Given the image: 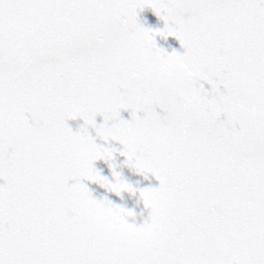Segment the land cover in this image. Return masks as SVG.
<instances>
[{"label": "snow or ice", "instance_id": "obj_1", "mask_svg": "<svg viewBox=\"0 0 264 264\" xmlns=\"http://www.w3.org/2000/svg\"><path fill=\"white\" fill-rule=\"evenodd\" d=\"M0 264H264V0H0Z\"/></svg>", "mask_w": 264, "mask_h": 264}, {"label": "water", "instance_id": "obj_2", "mask_svg": "<svg viewBox=\"0 0 264 264\" xmlns=\"http://www.w3.org/2000/svg\"><path fill=\"white\" fill-rule=\"evenodd\" d=\"M139 19L141 23L147 22L145 26L152 27V28H162L164 25L163 20L158 18L154 12L150 8H145L143 11L139 13ZM157 45L160 47L165 48V50L171 52L173 48L178 51H183L181 48L179 41L176 40L174 37H168L167 39L160 38L159 36L156 37ZM205 87H210L209 85L205 84ZM122 116L125 119L130 118L129 111H122ZM102 117H97V122H101ZM70 127L75 131L78 129L79 125L83 124V120L76 119V120H69L67 122ZM94 134V133H93ZM97 143H102V141L97 138ZM110 146L115 147L117 149H122V145L119 142L112 141L110 142ZM116 163L120 165L118 167V171H121L123 175L128 179V181L132 182L137 187H145V186H156L158 182L152 178L151 176L149 179H145L142 175L136 174L132 169H130L127 165L124 164L125 157L120 156L119 152L116 154ZM95 167L102 170V174L111 177V170L108 168V165L105 161L100 160L95 162ZM137 182H139L137 184ZM87 186L93 191V195L96 198H102L104 196H108L109 199L113 200V202L117 204H121L127 208L134 209L136 212V216L134 218H130V221L134 219V222L139 225L143 223L144 219H146L148 210L144 208L142 200L139 199V193L137 192L135 195L129 194L124 192L123 199L119 196H116L114 193H109L105 188H102L98 184L85 181Z\"/></svg>", "mask_w": 264, "mask_h": 264}]
</instances>
